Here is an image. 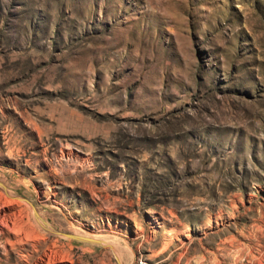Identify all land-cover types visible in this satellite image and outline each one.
I'll return each mask as SVG.
<instances>
[{"label":"rangeland","instance_id":"obj_1","mask_svg":"<svg viewBox=\"0 0 264 264\" xmlns=\"http://www.w3.org/2000/svg\"><path fill=\"white\" fill-rule=\"evenodd\" d=\"M0 182V264H264V0H0Z\"/></svg>","mask_w":264,"mask_h":264},{"label":"bare ground","instance_id":"obj_2","mask_svg":"<svg viewBox=\"0 0 264 264\" xmlns=\"http://www.w3.org/2000/svg\"><path fill=\"white\" fill-rule=\"evenodd\" d=\"M0 189L2 190L1 191V194L3 195V197L5 198V200H7V201H9V202H21L22 200L21 199H23V198H21L20 196H18V195H15V194H13V193H11L10 191H8V189H7V187H6V185L5 184H3L2 182H0ZM24 200H26V202H28L32 207L31 208H33V214H34V217H35V219L37 220V222L41 225V227H43L44 229H46V230H48V231H51V232H54V233H62V232H59V231H57V230H55L51 225H49L40 215H39V213L35 210V208H34V205L32 204V202H30L28 199H26V198H24ZM23 200V201H24ZM12 203V204H13ZM11 204V203H10ZM19 215V214H18ZM21 215V214H20ZM9 216V215H8ZM15 217V216H14ZM20 217V216H19ZM33 217V216H32ZM16 218V217H15ZM20 219V218H19ZM8 220V219H7ZM7 220L6 221H3V222H6V223H8L7 222ZM10 220V219H9ZM13 220V219H12ZM15 220V219H14ZM18 220V219H17ZM16 220V221H17ZM20 220H22V219H20ZM14 222V221H13ZM19 222V221H18ZM24 222V221H23ZM27 223V222H26ZM33 223V222H32ZM3 225V228H4V226H7L6 224H4V223H2ZM20 224H22V223H20ZM31 224V223H30ZM33 224H35V223H33ZM33 224H31V225H33ZM24 225V224H23ZM30 225V226H31ZM9 226V225H8ZM16 225H14V227H15ZM35 226V225H34ZM34 226L32 227V228H34ZM19 227H21L20 225H18V227L17 228H19ZM15 229H16V227H15ZM14 229V230H15ZM23 229V228H22ZM31 229V228H30ZM30 229H29V232H30ZM17 230V229H16ZM14 231V232H17V231ZM33 230V229H32ZM26 231H28V230H26ZM26 233V232H25ZM62 234H64V236L66 235V236H74V237H76V238H79V239H84V240H89V241H93L94 243H97V244H100V245H103V246H111V244L108 242V241H106L105 239H102V238H90V237H87V236H82V235H73V234H70V233H66V232H63ZM68 234V235H67ZM30 235V234H29ZM28 235V236H29ZM28 236H27V238H28ZM27 238H25V239H27ZM19 239V238H18ZM20 240V239H19Z\"/></svg>","mask_w":264,"mask_h":264}]
</instances>
